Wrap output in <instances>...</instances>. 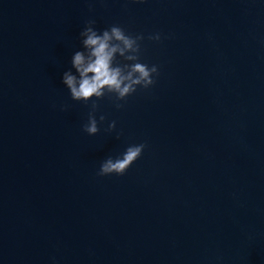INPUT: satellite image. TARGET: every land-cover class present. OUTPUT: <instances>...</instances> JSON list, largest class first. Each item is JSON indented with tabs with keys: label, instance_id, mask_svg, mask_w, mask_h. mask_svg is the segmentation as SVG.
<instances>
[{
	"label": "water",
	"instance_id": "95a60500",
	"mask_svg": "<svg viewBox=\"0 0 264 264\" xmlns=\"http://www.w3.org/2000/svg\"><path fill=\"white\" fill-rule=\"evenodd\" d=\"M91 19L159 68L96 136L62 82ZM0 264H264V0H0Z\"/></svg>",
	"mask_w": 264,
	"mask_h": 264
},
{
	"label": "clouds",
	"instance_id": "9594fccd",
	"mask_svg": "<svg viewBox=\"0 0 264 264\" xmlns=\"http://www.w3.org/2000/svg\"><path fill=\"white\" fill-rule=\"evenodd\" d=\"M133 2L143 3L145 0ZM95 24L94 19L89 20L80 32L82 50L76 51L71 60L76 74L71 70L65 71L62 79L73 101L85 104L93 101L88 122L83 126V131L89 136H96L100 131L96 118L100 106L95 101L106 95L109 98L114 97L115 107L119 110L124 106L121 101H126L138 89L147 90L153 87L156 84L155 78L159 76L158 66L150 67L141 62V43L145 39L143 34L129 35L117 25L98 32ZM147 39L160 42L161 34L149 35ZM105 119L104 115H100L99 123L102 124ZM115 130L116 122L112 121L106 131L111 133ZM146 147L145 143L130 145L121 156L115 159L106 158L100 165L98 175H124L140 159Z\"/></svg>",
	"mask_w": 264,
	"mask_h": 264
}]
</instances>
